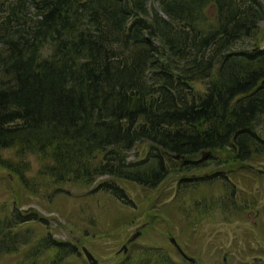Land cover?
Instances as JSON below:
<instances>
[{
    "label": "trees",
    "instance_id": "16d2710c",
    "mask_svg": "<svg viewBox=\"0 0 264 264\" xmlns=\"http://www.w3.org/2000/svg\"><path fill=\"white\" fill-rule=\"evenodd\" d=\"M156 1L160 11L148 0H0V167L23 186L37 180L25 175L28 153L58 185L109 176L95 188L126 204L116 179L155 188L180 173L184 190L227 182L222 171L187 177L206 162L201 150L224 151V166L264 154V46L245 42L264 0ZM141 142L145 154L130 158ZM10 149L17 160L3 156ZM219 201L224 209L230 198ZM1 211L0 259L19 251L15 264H68L79 254L36 210ZM154 264L175 262L160 253Z\"/></svg>",
    "mask_w": 264,
    "mask_h": 264
},
{
    "label": "rangeland",
    "instance_id": "374dc122",
    "mask_svg": "<svg viewBox=\"0 0 264 264\" xmlns=\"http://www.w3.org/2000/svg\"><path fill=\"white\" fill-rule=\"evenodd\" d=\"M148 5L150 11L153 8L160 11L156 0H148ZM247 40V45L264 46V17L258 23L256 39ZM193 84L202 89L198 82ZM261 131L264 136V127ZM147 147L145 142L135 145L129 157L143 156ZM14 153L13 149L2 151L4 157L17 160ZM221 154L224 151L212 152L214 157L207 156L203 159L206 162L187 177L222 171L227 182L215 177L183 190L179 189L180 173H171L155 188L116 179L130 198L131 203L126 204L95 188L100 179L109 176H100L92 184L58 185L52 178L39 175L43 159L36 153H28L22 159L29 166L25 175L32 181L37 179L36 185L23 186L16 174L0 167V213L16 205L21 211L36 210L44 215L53 237L69 241L79 249L78 255L70 256L68 264H91L82 246L91 251L96 264H154L160 253L175 264H183L169 241L171 236L185 253L197 258L195 264H264V176L257 171L264 169V154L255 155L245 167L222 165L216 160ZM19 167L23 168L20 164ZM227 197L230 203L221 209L219 200ZM245 198L253 200L254 205L245 206ZM204 200L205 209L190 211L193 202ZM230 204L233 206L229 207ZM242 206L243 209L233 211ZM142 224L145 225L140 227ZM44 228L35 224L34 230L40 235ZM136 230L141 231L140 235L127 242ZM21 255L19 251L4 255L0 264H15ZM254 256L262 259L255 261Z\"/></svg>",
    "mask_w": 264,
    "mask_h": 264
},
{
    "label": "water",
    "instance_id": "95a60500",
    "mask_svg": "<svg viewBox=\"0 0 264 264\" xmlns=\"http://www.w3.org/2000/svg\"><path fill=\"white\" fill-rule=\"evenodd\" d=\"M211 154V150L210 149H206V150H201L198 153V161H201L203 159H205L207 156H209ZM177 158L179 155H175ZM258 173L261 174L262 176H264V169H257ZM145 224H142L140 227H143ZM141 231L140 230H136L127 240V242H130L132 240H134L138 235H140ZM171 243L174 245L175 249L177 250V252L181 255V257L185 260H187L188 262H195V258L192 256L187 255L183 249L181 248V246L176 242V239L174 237H169ZM124 248V250L126 249L125 244H123L122 246ZM82 251L85 254L86 258L89 260V262L91 264H96L98 261L97 259L94 257V255L91 253V251H89L85 246H82ZM226 258V256H224V259Z\"/></svg>",
    "mask_w": 264,
    "mask_h": 264
},
{
    "label": "flooded vegetation",
    "instance_id": "af4514ba",
    "mask_svg": "<svg viewBox=\"0 0 264 264\" xmlns=\"http://www.w3.org/2000/svg\"><path fill=\"white\" fill-rule=\"evenodd\" d=\"M257 211L258 210H256V214H258ZM254 259H255V261H260L262 259V257L261 256H254Z\"/></svg>",
    "mask_w": 264,
    "mask_h": 264
}]
</instances>
